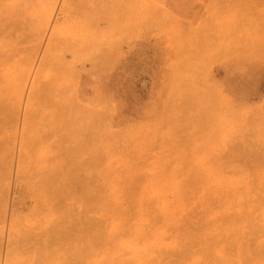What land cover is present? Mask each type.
<instances>
[{
    "label": "rangeland",
    "instance_id": "374dc122",
    "mask_svg": "<svg viewBox=\"0 0 264 264\" xmlns=\"http://www.w3.org/2000/svg\"><path fill=\"white\" fill-rule=\"evenodd\" d=\"M0 25V264H264V0H0Z\"/></svg>",
    "mask_w": 264,
    "mask_h": 264
},
{
    "label": "bare ground",
    "instance_id": "6f19581e",
    "mask_svg": "<svg viewBox=\"0 0 264 264\" xmlns=\"http://www.w3.org/2000/svg\"><path fill=\"white\" fill-rule=\"evenodd\" d=\"M11 5H12V4H11ZM13 6H14V5H13ZM14 7H16V6H14ZM8 9H9V8H8ZM8 9H7V10H8ZM14 9H15V8H14ZM17 9H18V7H17ZM10 10H11V8H10ZM14 11H15V10H14ZM19 11H20V10H19ZM7 12H8V11H7ZM9 12H10V11H9ZM23 13H24V12H23ZM90 13H91V12H90ZM10 14H11V13H10ZM19 14H21V13L19 12ZM19 14H18V15H19ZM95 14H96V13H95ZM14 15H16L15 12H14ZM14 15H13V16H14ZM93 15H94V14H93ZM97 15H98V14H97ZM90 16H91V15H90ZM7 17H8V16H7ZM13 18H14V17H13ZM15 18H16V17H15ZM10 19H11V17H10ZM10 19H9V20H10ZM18 19H19V18H18ZM18 19H17V20H18ZM21 19H22V18H21ZM12 20H13V19H12ZM14 20L16 21V19H14ZM15 21H14V22H15ZM2 22H3V21H2ZM6 22H7V20H6ZM30 22H31V21H30ZM43 22H44V21H43ZM32 23H33V22H32ZM11 24H12V23H11ZM15 24H16V23H15ZM0 26H2V25H0ZM3 27H4V26H3ZM217 51H218V50H217ZM54 60H55V59H54ZM29 63H30V62H29ZM56 63H57V62H56ZM57 64H58V63H57ZM60 64H61V63H60ZM57 66H58V65H57ZM4 76H5V75H4ZM1 78H2V76H1ZM8 78H9V77H8ZM11 81H12V80H11ZM19 82H20V81H19ZM16 83H18V82H16ZM18 84H19V83H18ZM22 84H23V83H22ZM7 85H8V84H7ZM13 86H15L14 83H13ZM13 86H11V87H13ZM20 86H21V85H20ZM23 87H24V85H23ZM3 89H4V88H3ZM10 89H11V88H10ZM6 90H7V89H6ZM18 90H19V87H18ZM23 90H24V88H22V91H23ZM13 91H14V90H13ZM13 91H12V92H13ZM16 91H17V90H16ZM19 91H20V90H19ZM13 93H14V92H13ZM16 94H18V93H16ZM19 94H21V93H19ZM19 94H18V95H19ZM22 94H23V93H22ZM13 95H14V94H13ZM18 98H19V97H18ZM15 99H17V97H16ZM18 101L21 102V100H18ZM18 101H17V102H18ZM70 104H71V103H70ZM13 107H14V106H13ZM64 108H65V107H64ZM65 109H66V108H65ZM70 109H71V108H70ZM69 112H70V111H69ZM72 112H73V111H72ZM76 113H77V112H76ZM61 114H62V113H61ZM61 114H60V115H61ZM62 116H63V115H62ZM83 117H84V116H83ZM36 122H37V121H36ZM30 123H31V122H30ZM93 123H94V122H93ZM32 124H33V123H32ZM28 125H29V124H28ZM36 126H37V125H36ZM36 126H35V127H36ZM94 126H95V125H94ZM30 127H31V126H30ZM35 127H34V128H35ZM96 127H97V126H96ZM62 128H63V127H62ZM93 128H95V127H93ZM30 129H32V128H30ZM34 130H36V129H34ZM63 130H64V129H63ZM32 132H33V131H32ZM72 132H73V131H72ZM72 132H71V134H72ZM39 133H40V132H39ZM33 134L35 135V133H33ZM79 134H80V133H79ZM88 134H89V133H88ZM94 135H95V134H94ZM67 136H68V135H67ZM69 136H70V135H69ZM76 137L78 138V136H76ZM92 137H94V136H92ZM65 138H66V137H65ZM72 138H73V137H72ZM68 139H70V138H68ZM74 139H76V138H74ZM78 139H79V138H78ZM82 139H83V138H82ZM88 140H89V139H88ZM66 141H67V140H66ZM77 141H78V140H77ZM73 142H74V141H73ZM71 143H72V141H71ZM76 143H77V142H76ZM80 143H81V142H80ZM68 144H69V143H68ZM76 145H77V144H76ZM78 145H79V144H78ZM87 146H88V145H87ZM98 146H99V145H98ZM64 147H65V146H64ZM70 148H71V147H70ZM70 148H69V149H70ZM72 148H73V147H72ZM63 150H64V149H63ZM74 150H75V149H74ZM81 150H82V149H81ZM58 151H59V150H58ZM67 153L69 154V152H67ZM60 154H61V153H60ZM64 155H65V153H64ZM69 156H70V154H69ZM72 157H74V156H72ZM64 158H65V157H64ZM68 158H69V157H68ZM68 158H67V159H68ZM70 158H71V157H70ZM57 159H58V158H57ZM60 160H61V159H60ZM63 161H64V160H63ZM59 162H60V161H59ZM60 167H61V166H60ZM53 168H56V167H53ZM62 168H63V167H61V169H62ZM55 170H56V169H55ZM66 171H68V169H67ZM41 173H42V172H41ZM59 173H60V172H59ZM65 173H66V172H65ZM71 173H72V172H71ZM74 173H76V172H74ZM60 174H61V173H60ZM63 174H64V173H62L59 177H61ZM93 174H94V173H93ZM64 175H65V174H64ZM67 175H68V176H67ZM69 175H71V174H66V177H65V178H64V176H62L63 179H62V178H59V177H58V178H59V179H58L57 176H55V177L57 178V181H58V180L61 181V182H57V181H56V183H60V184L62 185V183H64V182H62V180H63V181L65 180L66 182H69V181H68V180H70L69 178H74V177L76 176V175H75V176L73 175V176L70 177ZM40 176H41V174H40ZM51 176H52V173H51ZM29 177H30V176H29ZM38 177H39V176H38ZM47 177H48V176H47ZM49 177H50V176H49ZM55 177H54V178H55ZM54 178H53L52 180H54ZM56 178H55V179H56ZM50 179H51V178H50ZM60 179H61V180H60ZM75 179H76V178H75ZM47 180H48V178H47ZM47 180H46V182H48L47 184H49V183L52 182L51 180H48V181H47ZM71 180H72V179H71ZM82 180H83V179H82ZM84 180H85V179H84ZM86 180H87V179H86ZM50 181H51V182H50ZM72 181L75 182V180H72ZM88 181H89V180H88ZM46 182H45V183H46ZM77 182H78V181H77ZM85 183H86V182H85ZM69 184H72V183H69ZM73 184H74V183H73ZM82 184H83V183H82ZM78 185H79V184H78ZM64 186H65V187H64ZM64 186H63V187H64L65 189L67 188V192H68V191H69L68 188H69L70 186L67 187V184H66V185L64 184ZM72 186H73V185H72ZM49 187H50V186H49ZM74 187H75V185H74L73 187H70V188L73 189ZM50 188H52V187H50ZM54 189H55L54 191L59 190L58 186H57V188L55 187ZM79 189H80V188H79ZM60 190H61V188H60ZM60 190H59V191H60ZM180 190H181V189H180ZM59 191H56L55 193H57V192L59 193ZM61 191H62V190H61ZM61 191H60L59 194H61ZM65 191H66V190H65ZM71 191H73V190H71ZM81 191H82V188H81ZM67 192H66V193H67ZM183 193H184V192H183ZM191 193H192V192H191ZM62 194L64 195L65 193H62ZM181 195H182V194H181ZM57 196H60V195H57ZM60 197H61V196H60ZM185 198H186V197H185ZM134 199H135V198H134ZM138 201H139V199H138ZM128 202H129V201H128ZM132 202H133V201H132ZM130 203H131V202H130ZM131 204H132V203H131ZM96 206H97V205H96ZM97 207H98V206H97ZM142 207H143V206H142ZM179 207H180V206H179ZM130 208H131V207H130ZM134 209H135V208H134ZM67 210H68V209H67ZM97 210H98V209H97ZM142 210H143V209H142ZM65 213H66V212H65ZM67 213H69V210H68ZM143 213H144V212H143ZM141 214H142V213H141ZM142 215H143V214H142ZM142 215H141V216H142ZM141 216H140V217H141ZM128 217H129V216H128ZM123 219H124V218H123ZM78 222H79V221H78ZM78 222H76V223H78ZM127 222H128V221H127ZM59 223L62 225L61 222H59ZM47 224H48V223H47ZM55 224H58V223L56 222ZM65 224H66V223H65ZM67 224H68V223H67ZM78 224H79V223H78ZM53 225H54V224H53ZM53 225H52V226H53ZM58 225H59V224H58ZM58 225H56V226L58 227ZM61 225H60V226H61ZM69 225H70V224H69ZM82 225H83V224H82ZM56 226H55V228L57 229ZM64 226H67V225H64ZM78 226H80V224H79ZM78 226L74 225V227H72V226H71V227H72V228H75V227H76V228H78L77 230H80L81 227H78ZM38 227H39V226H38ZM61 227H62V226H61ZM71 227H70L71 230L69 231L70 233H71L72 231H75V230H76V228H75V229H72ZM82 227H83V226H82ZM84 227H85V226H84ZM122 227H123V226H122ZM125 227H126V226H125ZM45 228H46V227H45ZM53 228H54V227H53ZM64 228L66 229V227H64ZM210 228H211V227H210ZM62 229H63V228H61V231H60V232H62ZM84 229H85V228H84ZM84 229H83V230H84ZM49 230H50V229H49ZM52 230L55 231V229H52ZM66 230H69V227H68V229H66ZM77 230H76V231H77ZM83 230H82V229L80 230L81 234L84 233ZM125 230H128V229L126 228ZM125 230H124V231H125ZM29 231H32V230H29ZM46 231H47V230H46ZM50 231H51V230H50ZM82 231H83V232H82ZM41 232H43V231H41ZM41 232H39V233H41ZM55 232H56V231H55ZM60 232H59V235H61ZM63 232H65L66 234H68L67 236H70V237H68V238H71L72 235H71L69 232H68V233H67L66 231H63ZM27 233L31 235V233H29V232H27ZM37 233H38V232H37ZM43 233H44V232H43ZM10 234H11V233H10ZM28 234H27V235H28ZM34 234H36V233H34ZM50 234H51V233H50ZM75 234H76V233H75ZM97 234H98V233H97ZM21 235H23V234H21ZM52 235H53V233H52ZM63 235H65V234H63ZM63 235H62V236H63ZM78 235H79V232H78ZM84 235H85V234H84ZM1 236H2V235H1ZM32 236H33V235H32ZM35 236H36V235H35ZM57 236H58V235H57ZM75 236H76V235H75ZM2 237H3V236H2ZM29 237H30V236H29ZM29 237H28V238H29ZM33 237H34V236H33ZM55 237H56V236H55ZM59 237H60V236H59ZM64 237H65V236H64ZM72 237H74V236H72ZM80 237H81V236L79 235V238H80ZM97 237H98V236H97ZM97 237H96V238H97ZM28 238H27V239H28ZM36 238H37V237H36ZM38 238H39V237H38ZM60 238H61V237H60ZM66 238H67V237H65L64 239H66ZM77 238H78V237H77ZM79 238H78V242H79ZM25 239H26V238H25ZM25 239H24V241L26 242ZM40 239H41V238H40ZM52 239H53V237H52ZM57 239H59V238H57ZM64 239H62V242L65 241ZM80 239H81V238H80ZM82 239H83V237H82ZM91 239H92V238H91ZM102 239H103V237H102ZM1 240H2V239H1ZM17 240H18V239H17ZM19 240H20V239H19ZM47 240H49V239H47ZM53 240H54V239H53ZM59 240H60V239H59ZM66 240H67V239H66ZM83 240H84V239H83ZM97 240H98V239H97ZM24 241H22V243H23ZM81 241H82V240H81ZM92 241H93V239H92ZM112 241H113V240H112ZM215 241H216V240H215ZM29 242H30V241H29ZM47 242H48V241H47ZM56 242H58V240H57ZM60 242H61V241H59V243H60ZM62 242H61V243H62ZM73 242H74V241H73ZM85 242H86V240L84 241V243H85ZM0 243H1V242H0ZM16 243H17V241H16ZM90 243H91V242H90ZM1 244H2V243H1ZM86 244H87V246H88V243H87V242H86ZM91 244H92V243H91ZM95 244H96V242H95ZM108 244H110V243H108ZM128 244H129V243H128ZM201 244H202V243H201ZM43 245H44V244H43ZM43 245H42V246H43ZM120 245H121V244H120ZM122 245H123V244H122ZM1 246H2V245H1ZM74 246H75V245H74ZM91 246H93V245H91ZM40 247H41V246H40ZM75 247H76V246H75ZM261 247H262V246H261ZM261 247H260V248H261ZM77 248L80 249V246L74 248V249H75L74 254H75V257H76V258H79L80 255L82 254V253H81L82 250H79V249H77ZM89 248H90V246H89ZM111 248H112V247H111ZM121 248H122V247H121ZM37 249H38V248H37ZM39 249H40V248H39ZM43 249H44V248H43ZM81 249H82V247H81ZM119 249H120V248H119ZM122 249H123V248H122ZM55 250H56V249H55ZM94 250H95V248H94ZM108 250H109V249H108ZM262 250H263V249H262ZM38 251H39V250H38ZM40 251H41V250H40ZM91 251H92V250H91ZM123 251H124V250H123ZM130 251H131V250H130ZM257 251H258V250H257ZM260 251H261V250H260ZM36 252H37V250H36ZM49 252H50V251H49ZM85 252H86V251H85ZM85 252L83 251V253H85ZM92 252H93V251H92ZM124 252H125V251H124ZM50 253H51V252H50ZM86 253H87V252H86ZM171 253H172V252H171ZM174 253H175V252H174ZM36 254H38V253H36ZM48 254H49V253H48ZM52 254H53V252H52ZM52 254H50V255H52ZM74 254H73V255H74ZM92 254H93V253H92ZM179 254H180V253H179ZM43 255H44V254H43ZM53 255L55 256V254H53ZM117 255H118V254H117ZM121 255L123 256L124 254H121ZM137 255H138V254H137ZM36 256H37V255H36ZM38 256H39V255H38ZM41 256H42V255H41ZM47 256H48V255H46V258H47ZM88 256H89V255H88ZM135 256H136V255H135ZM48 257L50 258L51 256H48ZM81 257H82V258H85L84 256H81ZM117 257H118V256H117ZM133 257H134V256H133ZM137 257H138V256H137ZM37 258H38V260H37V259H36V260H37L38 262H41V260L39 259V257H37ZM41 258H42V257H41ZM262 258H263V257H262ZM86 259H87V258H86ZM132 259H133V258H132ZM132 259H131V260H132ZM135 259H136V258H135ZM138 259H139V258H138ZM114 260H115V258H114ZM128 260H129V259H128ZM142 260H143V259H142ZM70 261H71V260H70ZM126 261H127V260H125V263L128 264V262H126ZM134 261H135V260H134ZM202 261H203V260H202ZM32 262H33V261H32ZM34 262H35V261H34ZM52 262H53V261H52ZM72 262H73V261H72ZM123 262H124V261H123ZM129 262H130V260H129ZM35 263H36V262H35ZM55 263H57V262H55ZM62 263H63V262H62ZM40 264H41V263H40ZM68 264H69V263H68ZM77 264H78V263H77ZM131 264H132V263H131ZM223 264H224V263H223Z\"/></svg>",
    "mask_w": 264,
    "mask_h": 264
}]
</instances>
